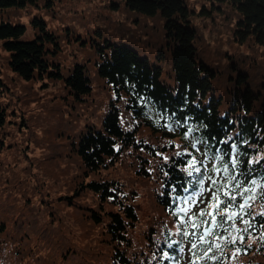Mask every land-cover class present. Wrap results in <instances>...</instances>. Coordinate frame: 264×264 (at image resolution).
<instances>
[{"label": "trees", "instance_id": "16d2710c", "mask_svg": "<svg viewBox=\"0 0 264 264\" xmlns=\"http://www.w3.org/2000/svg\"><path fill=\"white\" fill-rule=\"evenodd\" d=\"M56 1L59 0H0V11L20 13L19 8L48 5L49 11ZM206 1L207 4L200 3L198 10L193 0H112L111 5H122L128 17H134L137 27L144 30L150 26L162 40L153 55L131 36L113 42L101 32L100 38L95 39L90 34L73 35L66 27L67 32L52 31L42 16H33L29 25L18 14L2 18L0 45L5 63L17 78L58 80L74 103L91 95L93 78L89 70L93 67L95 78L107 84L105 87L115 98L109 102L99 125L87 123L67 141L57 142L62 151L68 148L71 151L68 155L78 160L79 171L70 172L66 163V186L53 198L55 204L64 202L75 209L79 216L72 215L78 222L100 226L108 249L90 260L82 250L76 253V243L63 233L53 213L48 220L41 214L29 217L24 209L20 217L25 212L27 216L16 223L13 217L18 212L5 206L1 194L0 264H8L4 252L11 248L10 240L13 258L25 253L28 264H176L185 239L196 244L192 247L194 259L190 264H235L240 260L243 264H264V102H256L258 96L251 87L244 88L233 81L221 92L220 80L225 79V71L213 67L205 54L200 53L197 45L200 36L194 25L198 13L212 16L213 11L225 10L228 4L238 17L236 39L257 42L264 51V0ZM66 41L82 51L91 47L95 59L61 67L55 58L62 53ZM158 59L170 66L172 83L162 80L163 69ZM1 79L0 92L5 88ZM119 104L125 109H119ZM121 111L130 117L125 124ZM7 115L0 105V152L7 141L3 131ZM11 142L15 141L11 138ZM198 143L203 145L205 157L212 161L210 169L219 172L211 179V185L214 193L218 192L225 201L219 205V215L212 207L204 208L223 224L214 226L212 234L204 236V242L197 235H202V228L212 222L211 216L196 214L192 221L196 227L184 226L179 218L180 203L198 190L199 181L206 176L195 149ZM126 153L136 161L135 176L151 183L150 193L157 209L154 221L138 240L132 236L139 221L132 203L134 190L126 192L119 180L101 175V171L116 166ZM41 157L44 158L41 162H45L46 156ZM193 160L194 167L189 164ZM80 188L88 193L89 199L93 196L94 201L86 203L72 198ZM225 192L229 195L225 196ZM231 196L236 199L231 200ZM245 197L254 199H249L241 212L239 205ZM45 200L48 205L52 199ZM227 204L233 205L230 209L236 210V218L228 219L223 211ZM11 222L17 226L14 224L13 228ZM193 228L197 231L195 237L188 233ZM29 233L36 237V248L29 245L32 240ZM212 235H218V240L223 235L220 248L214 246ZM234 237V242H230ZM26 246L28 250L23 248Z\"/></svg>", "mask_w": 264, "mask_h": 264}, {"label": "rangeland", "instance_id": "374dc122", "mask_svg": "<svg viewBox=\"0 0 264 264\" xmlns=\"http://www.w3.org/2000/svg\"><path fill=\"white\" fill-rule=\"evenodd\" d=\"M193 1L195 9L198 10L201 7L200 3L207 4L206 0ZM56 3L49 11H46L49 5L42 8L39 6L19 8L20 13L12 10L0 11V21L3 17L6 20V15L14 17L18 14L21 15L22 21L29 25V20L36 15L42 16L47 21L48 27L59 33L66 27V29L70 28L73 35L87 37L90 34L98 39L100 38L98 32H101L113 42H122L125 37L131 36V39L135 40L140 47L148 49L151 55L155 54L162 45V40L158 35L153 34L150 26L144 30L137 27L134 17H128L122 5L120 7L111 5L112 0H59ZM224 8L225 10L213 11L212 16L205 13H198L194 16V25L200 36L197 42L200 53L205 54L207 62L213 67H219L225 71V79L220 80L222 83L221 92L231 86L233 81L241 84L244 88L251 87L257 93L256 102L261 100L264 102V51L257 42L252 40L240 42L236 39L234 29L238 17L235 12L231 11V6L228 4ZM66 29H64L65 32L68 31ZM28 34H31L30 29ZM90 41L91 39L89 43ZM55 59L61 67L65 68L68 65L73 66L74 61L91 62L95 59V55L91 52V47L82 51L76 44L66 41L62 53ZM158 62L163 69L162 80L172 83L173 77L169 74L170 66L165 61L159 60ZM231 75L233 79H231ZM89 76L93 78L91 95L86 96L80 102L73 103L70 101V94L65 93V88L58 80L50 82L47 79L24 80L17 78L16 74L8 68L7 62L5 63L4 51L0 45V79H4L2 85L5 87L4 91L2 90L5 93L0 97V105L4 106L8 114V123L4 126L6 128H3L7 141L4 143V149L0 152L2 167L0 168V195H4H2L3 203L11 212H18L13 217L16 223L21 219L23 221L25 219L23 217L27 216V212H25L20 217L24 209L28 210L29 217L41 214V217L48 218V220L53 216V213L59 219V226L63 233L69 240L76 243L74 249L76 253L79 254L82 250L90 260L95 254L98 255L109 247L105 244V240H102V229L100 226L93 227L78 222L72 215L79 216L75 209L67 206L64 202L55 204V199L53 201V198L62 193L66 186L64 184L67 176L66 163L70 172L77 174L79 171L78 160L74 156H69L71 151H68V148L62 151L57 142L67 141L87 123L99 125L109 102L115 98L114 93L105 87L107 84L99 82L95 78L93 67L89 70ZM118 107L122 110L125 109L122 104H119ZM126 109L128 110V108ZM120 117L124 124L130 119L124 111L120 112ZM144 135L146 136L147 133L144 132ZM10 137L15 142L12 143ZM149 137L147 136L146 139L152 141V138ZM195 149L198 158L201 159L200 163L204 167L206 176L203 186L200 185L197 191L180 203L179 211L181 208L186 209V211L179 212V218L184 226L192 225L196 214L199 215V212L204 208H211L210 204L214 203L212 196L215 191L211 185V179L219 174V172L210 169L212 161L205 157L203 145L198 143L195 145ZM41 154L46 156L45 162H41V159H44ZM135 165L136 161L131 160V155L126 153L116 166L101 171V175L119 180L126 192L134 190L132 203L139 221L132 230V236L138 240L142 231L154 221L157 209L150 193L151 183L135 176ZM68 177L73 178V175L68 174ZM20 179L23 180L24 185ZM71 197L76 201H85L86 203L94 199L93 196L89 199L88 193L83 190L74 192ZM45 198L52 199L51 202H47L48 205L45 203ZM246 198L240 204H244ZM46 206L51 214L47 213ZM232 211L236 212L234 209H228V212ZM226 214L228 216V213ZM14 224L15 222L13 225L11 222L13 228ZM213 227L211 222L201 231L204 234L206 230H212ZM195 231L193 228L188 233H192L194 236L191 237H195ZM28 235H32L29 245L34 244L33 248H36L38 246L34 240L36 237H33V233ZM217 237L218 235L213 237V244H220L223 240V235L220 240ZM10 243L11 248H7L4 252L8 264H28L25 253H19L18 257L20 258H13L12 249L14 246L11 240ZM21 245H23V241L20 243ZM23 248L29 249L28 246ZM23 251L24 249H21V252ZM193 259L191 241L185 239L176 264H190ZM235 264L243 263L240 260Z\"/></svg>", "mask_w": 264, "mask_h": 264}, {"label": "snow or ice", "instance_id": "6c2138e0", "mask_svg": "<svg viewBox=\"0 0 264 264\" xmlns=\"http://www.w3.org/2000/svg\"><path fill=\"white\" fill-rule=\"evenodd\" d=\"M189 164H190V166L194 167V165H195V161H194V160H193V161H189ZM195 170H196V171H199V169H195ZM191 174H192V173L189 172V175H191ZM199 183L201 184V186H203V181H199ZM213 185H215V181H213ZM245 191H248V190L245 189ZM224 195H225V196H228L229 193H228V192H225ZM212 199H213L214 203H211V204H210V207H212L213 209L216 210V215H219V214H220L219 205H220V204H224L225 201H223V200H221V199L219 198L218 192H217V193H213ZM230 199L234 201V200L236 199V197H235V196H231ZM248 199H254V197H247L246 200H245V203L239 205V209H240L241 212H243L244 209L248 206V205H247V200H248ZM191 202L194 203L195 201H191ZM232 207H233L232 204H227V207H226L225 209H223V211H224L225 213H228V219H229V220H231V219L237 217V212H235V211L228 212V209H230V208H232ZM180 211H186V209L181 208ZM262 214H264V213H262ZM204 215L211 216L213 226H220V227L223 226L222 222H218V221L216 220V216L213 215V213H211V212H207V211H205V210H202V211L200 212V216H204ZM244 223H245V224H248V221L245 220ZM192 226H193V227H196L195 224H193ZM237 231H239V229H237ZM245 231H247V229H245ZM209 234H212L210 229H209V230H206L204 234L200 235V236H199V240H200L201 242H204V236H205V235H209ZM184 235L187 236L188 233L185 232ZM235 239H236V238L234 237V238H233V241H230V242H234ZM240 239L242 240L243 237L241 236ZM214 246H215L216 248H220V247H221L220 244H215ZM192 247L195 248V247H196V244H193Z\"/></svg>", "mask_w": 264, "mask_h": 264}]
</instances>
